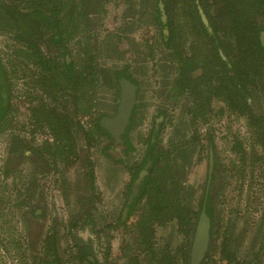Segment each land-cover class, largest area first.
Instances as JSON below:
<instances>
[{
    "label": "flooded vegetation",
    "instance_id": "1",
    "mask_svg": "<svg viewBox=\"0 0 264 264\" xmlns=\"http://www.w3.org/2000/svg\"><path fill=\"white\" fill-rule=\"evenodd\" d=\"M2 1L18 4L19 7L26 5V2L22 0ZM153 2L155 0H68L65 11L71 9L73 14L70 15L71 17L66 16L70 21L66 41L60 46L41 44L44 52L60 50L61 46H64L61 51H67V61L73 59L77 70H81L87 63L89 54L93 55L98 72L79 86V90L76 91L78 98L74 97L73 91L74 98L71 99L70 96L66 102L65 100L60 103L51 102L48 106L57 111L56 113L76 116L86 130L92 127L95 119H99L100 124L115 139L110 151L116 158L121 159L119 161H113L103 155L102 146L108 141L104 136L99 135L98 143L89 142L84 137L83 131L74 134L79 153V158H75L74 162L64 157L67 153L64 156L55 155L53 159L51 155L45 153V160L38 159L37 155L31 153L32 150L44 148L46 141L52 142L54 136L46 122L39 121V116L34 113L35 107L39 106L43 99L39 85L42 70L33 60L30 54L31 49L26 46V42L15 39L14 32L0 26V56L7 69L12 72L13 83L11 96L13 107L10 113L0 121V135H5L6 140L4 146L6 154L1 171L8 184L16 183L23 196L29 194L28 202L23 203L26 207L24 211L28 228L21 233V239H24L22 241L19 239L12 246L19 250L20 257L16 258L18 264L23 260H28L29 264H50L52 252L45 248L47 246L45 238L52 230H55L57 235V248L62 256L63 264L72 262L89 264L80 259L78 262L76 241H81L80 243L90 252L88 256L93 261L97 260L100 264L106 262L129 264L128 256L134 255L142 248L141 243L137 241V234L131 231V228H136L134 224L136 225L138 218L136 214H133L128 219L127 226L123 227L118 223V216L120 211L125 209L126 200L132 198L131 195H127V186L131 179L129 168L143 160L148 143L153 142L155 136L158 145L170 151L169 161L182 185L183 204L194 210L192 223L189 225H180L177 219L165 224L152 223L151 228H154L152 242L156 251L164 249L166 253L169 250L170 254L179 261L182 255L181 248L187 247L188 242L192 240L191 264H193V251L199 228H205L201 247L206 242L208 228H210L212 233H209V246L212 243L215 244L211 254L213 258H219L220 243L223 234H227L230 239L229 250L234 253L236 264H264V209L258 210L253 221L248 218L239 224L240 221L235 223L233 217L241 220L240 210L227 216L223 204L219 202L228 184L224 181L226 168H223L218 160L212 127L213 118L234 117L244 120L246 135L241 137L240 132L234 131L231 134L229 147L238 158L240 166L239 168L232 162L231 171L234 174L240 173V178L246 174L245 167L247 163L249 164L248 158L251 153L254 156V167L257 166L254 172L257 182L264 183V147L257 133L250 127L247 114L230 111L225 107L219 111L221 102L215 99L210 103V110L207 107L201 110L199 109L201 104L194 93L178 90L180 85L175 84L177 64L166 56L170 50L165 48L158 30L153 25L150 12ZM110 4L118 6L117 23L111 27H104ZM48 8H50L49 4L43 8L45 13ZM140 28L143 32L137 35V30ZM43 30L45 27L42 26ZM44 32H46L45 35L49 33V31ZM124 67L129 76H122L117 82L114 73ZM148 73L151 75L149 76ZM151 79L155 81L153 86H150V94H148L150 102L147 101L145 104L149 102L153 109L143 114L141 106L144 104L147 93L144 90L146 86L152 84ZM124 81L135 86V101L131 106L128 122L123 130L115 135L106 127L103 119L118 115ZM45 100L49 101L48 98ZM254 102L260 111L257 114L264 116V92L257 91ZM142 124L144 128L137 130V126ZM167 130L169 133L165 140L163 134ZM126 132L132 147L130 150L127 149L128 145L123 139ZM19 152L21 154H16ZM192 152H196V162L206 161L207 164L204 180L199 186L200 195L197 196L195 204L187 200L188 186L185 180L189 167L187 160ZM85 153L90 155L94 163V180L90 188L84 173L87 171L83 159ZM180 156L186 158L182 164L177 162ZM101 167L104 170L102 184L108 188L109 193L112 192L113 204L110 213L98 220L96 210L101 193L97 187L99 178L97 171ZM146 168L147 166L142 168L136 181L142 179ZM70 169L73 170L72 175L69 174ZM17 180L21 183L20 186L17 185ZM45 181L51 182L53 190L58 192L57 196L66 210L64 217L49 209L46 197H42L41 192L46 188L43 187L46 184ZM117 184H120L119 187L122 185L118 190L115 189ZM205 186L210 196L211 214L209 215L205 209L198 211V204L204 194ZM241 187L244 189L245 182H242ZM134 189L136 190L135 187ZM35 193L38 197L32 203ZM87 211L92 212L95 221L93 224L88 222L87 217L81 218ZM72 215L78 218L75 225L70 224ZM168 226L174 227L171 229L180 241L174 243L170 238L160 241L157 235L158 229ZM179 228H191L190 234L184 235ZM82 232L86 233L85 236ZM116 235H119L121 240L115 247L113 240ZM94 242L98 245V250L94 248ZM128 242L131 249L128 256L123 257ZM9 248L4 246L6 250ZM198 251L196 264H198ZM97 253L100 255L98 256ZM142 256L143 260L140 264H148L151 261L149 253L144 252Z\"/></svg>",
    "mask_w": 264,
    "mask_h": 264
},
{
    "label": "trees",
    "instance_id": "2",
    "mask_svg": "<svg viewBox=\"0 0 264 264\" xmlns=\"http://www.w3.org/2000/svg\"><path fill=\"white\" fill-rule=\"evenodd\" d=\"M22 1L26 2L24 7L0 0V26L14 32L15 39L26 42V46L31 49L33 60L41 67L39 85L43 99L39 106L35 107L34 113L39 116V121L46 122L54 135L52 142L46 141L44 148L32 150L31 153L41 160H45V153L51 155L52 159L55 155L64 156L67 153L64 157L74 162L75 158H79L74 134L83 131L89 142L98 143L99 135L104 136L108 141L102 146L103 155L113 161L121 160L110 151L115 139L100 124L99 119H95L92 127L86 130L76 116L56 113L57 111L48 106L51 102H66L70 96L72 99L73 91L74 97L78 98L76 91L79 86L98 72L92 54L88 55L83 68L77 70L73 59L67 61V51H61L64 46L52 52H44L41 49V44L60 46L66 41L70 23L66 16L71 17L73 14L71 9L65 11L68 0ZM47 4L50 8L46 9L45 13L43 8ZM150 12L163 45L170 50L166 56L177 64L175 84L180 85L178 90L194 93L201 104L199 109L207 107L210 110V103L215 99L221 102L219 111L225 107L230 111L247 114L250 127L257 133L264 147V116L257 114L260 111L254 102L257 91L264 92V0H155ZM42 26L45 27L43 31ZM44 31L49 33L45 35ZM11 74L0 56V121L13 107ZM114 75L117 82L120 77L129 76L126 67L116 70ZM46 98L49 101L45 100ZM127 134L126 132L123 135V139L130 150L132 147ZM87 145L89 146V143ZM238 147L240 148V144ZM169 156L170 151L158 145L155 136L153 142L149 141L143 160L129 168L131 179L127 186V195L132 198L126 200L125 209L119 213L118 223L126 227L128 219L136 214V228H131V231L137 234V241L142 246L139 252L128 256L131 246L127 243L123 257H129V264H140L144 252L151 256L148 264H191L192 240L188 242L187 247L181 248L179 261L169 250L166 253L164 249L157 252L152 242V223L165 224L177 219L178 224L189 225L194 215L193 208L182 202V185L176 177ZM83 159L87 167L84 173L90 188L94 180V163L87 153ZM145 166L146 173L141 180L136 181ZM206 186L198 204V211L205 209L209 215L210 196ZM196 213L198 214L197 211ZM84 217H87L90 224L95 222L90 211L81 218ZM77 219L72 215L70 224L75 225ZM190 229L179 228V231L188 236ZM209 233H212L210 228L206 242L198 251V264H236L234 253L229 250L230 239L227 234H223L219 258L212 257L215 244L209 246ZM45 242V248L52 252L50 264H63L57 248L55 230L47 235ZM80 242L76 241L78 262L80 259L89 264H100L97 260L89 258L90 252Z\"/></svg>",
    "mask_w": 264,
    "mask_h": 264
},
{
    "label": "rangeland",
    "instance_id": "3",
    "mask_svg": "<svg viewBox=\"0 0 264 264\" xmlns=\"http://www.w3.org/2000/svg\"><path fill=\"white\" fill-rule=\"evenodd\" d=\"M117 17L118 6L110 4V6L108 7V14L104 20V27L114 26L117 23ZM147 29L148 27L146 28V30ZM142 30L143 29L141 28L138 29L137 35L143 32ZM148 75L150 76L151 73H148ZM154 81L155 79H151L152 84L145 87L144 92L147 91V93L145 95L144 104H142L141 106L143 114H147L150 112L151 108L153 109L152 105L149 104L150 99L148 94H150L149 90L153 86ZM147 101L149 102L145 104ZM143 125L144 124L138 125L137 130L143 129ZM212 127L214 129L218 160L222 164V167L226 168L224 172V181H226L228 184V186L224 190L225 192L221 195V199H219V202L223 204V208H225V214L227 216H230L236 210H240V214L242 213V218L241 220H239L238 218L233 217L235 223L240 221L239 224H241V222H245L248 218L253 221L257 216L258 210L264 209V183L258 184L257 182L256 174L254 173L257 168V166L254 167L253 164L254 156H252L251 153L249 154V164L247 163V167H245L246 174L242 178H240V173L234 174V172L231 171L232 162L235 163L236 166H239L238 158L235 157V155L230 151L229 148L232 137L231 134H233L234 131H237L240 132L241 137L246 135L244 120H239L234 117H215L213 118ZM168 133L169 132L167 130L163 134L165 140L168 137ZM4 136L5 135H0V264H18L16 258L20 257L19 250L14 249V247L12 246L15 245V242L21 239V233H24V230L28 228V223L25 220L24 211L26 207L25 205H23V203L28 202L27 198L29 194L23 196V193L19 191L20 188L15 185L16 183L8 184V181H6L7 179L2 174L1 165L6 154L4 147L6 144V140ZM185 159L186 158H184V156H180L177 162L182 164L183 162H185ZM187 162L189 163V167L187 168V177L185 178L186 184L188 186L187 200L192 204H195L197 196L200 195L199 186L204 180L207 164L206 161L196 162V152H192L190 154V158H188ZM71 170L72 169H70L69 174L72 175L73 170ZM97 172L99 174L97 187L101 193V199L97 204L96 213L98 220H100L105 215L110 213V209H112L113 204V194L112 192L109 193L108 188L105 187L104 184H102L104 182V170L102 169V167L98 168ZM45 182L46 184H44L43 187L46 188L43 192H41L42 197H46L49 209L54 210L57 215L64 217V215H66V210L63 207L64 205L62 201L57 196L58 192L56 190H53L51 182ZM242 182H245L244 189H242L241 187ZM20 184L21 183L17 180V185L20 186ZM119 185L120 184H117L115 186L116 190L121 188L122 185L120 187ZM37 197L38 194L34 195V198L31 200V202H35ZM171 228L174 227L168 226L158 229L157 235L161 242L166 240V238L172 239L174 243L180 241V239L175 235ZM85 234L86 233L84 232L82 235L85 236ZM120 240V236L116 235L113 240V246H118ZM4 246H9L10 248L6 250L4 249ZM94 248L98 250V245L95 242ZM97 254L98 256L100 255L99 253ZM19 264H29V261L23 260ZM71 264H74V262H72Z\"/></svg>",
    "mask_w": 264,
    "mask_h": 264
},
{
    "label": "water",
    "instance_id": "4",
    "mask_svg": "<svg viewBox=\"0 0 264 264\" xmlns=\"http://www.w3.org/2000/svg\"><path fill=\"white\" fill-rule=\"evenodd\" d=\"M134 88V85L130 84L128 81H124L118 115L114 118L103 119V123L115 135H118V132L123 130L124 126L128 122L131 106L135 101ZM204 233L205 228H199L197 241L193 251V264L197 263V251L203 244Z\"/></svg>",
    "mask_w": 264,
    "mask_h": 264
}]
</instances>
